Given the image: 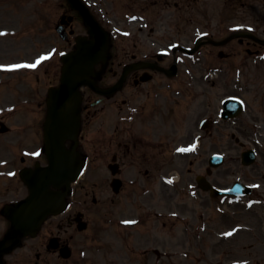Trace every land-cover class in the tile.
<instances>
[{
	"label": "rangeland",
	"instance_id": "obj_1",
	"mask_svg": "<svg viewBox=\"0 0 264 264\" xmlns=\"http://www.w3.org/2000/svg\"><path fill=\"white\" fill-rule=\"evenodd\" d=\"M258 1L264 0H249L253 3L252 7L256 9L258 7ZM60 4V6H59ZM94 7V12H100L104 16V19L115 31L127 29V21H121L125 16L128 9L127 0H114V3L107 2L105 0L102 4H90ZM197 12H192L189 17L194 21L187 19L186 13L182 18H177L180 14L174 6L167 8V15L165 18L166 25L172 26V30L178 29L179 32H195L194 26H196V32H203L209 30L213 33V37L219 39L228 34V32L235 29L241 21L253 22L256 17L255 12L248 15L247 19L244 20L243 12L238 10L239 0H199L197 2ZM64 6V0H0V32H21L22 35L18 36L14 40L21 44H16L9 47L0 45V60L1 61H12L30 58L32 40L35 39L34 32H38L41 37L44 32H54L53 25ZM61 7V8H60ZM155 9V14L152 12L151 15V29L149 32H155V29L160 27L159 23L161 19L158 17L159 9ZM97 10V11H96ZM123 14V15H122ZM177 18V22L174 19ZM177 26V27H176ZM76 33L84 30L81 21L74 24ZM145 32H148L147 29ZM31 38H30V37ZM37 43L40 44L39 48H34L35 52L43 49L51 50L54 48V53L57 55L61 50L66 49V44L60 40L56 33L52 34L49 38V43L45 44L44 38H38ZM11 38L9 41H12ZM2 43V42H1ZM30 44V45H29ZM230 49V47H227ZM204 51L206 49L203 47ZM246 55V56H245ZM58 56V55H57ZM202 56V55H201ZM244 56V57H243ZM246 58V59H245ZM25 60L26 61H28ZM237 60L227 59L220 61L217 57L212 58L213 65L222 68V72L227 70L225 73L219 74V77L211 78L212 80L202 79V68L203 60L201 65L197 68V80H198V101L197 108H188L189 117L193 118L194 114H200L207 110L213 109L216 111L218 106V100L222 95L225 94H239L244 97L247 101L246 112L235 122L229 124H220L214 127V132L211 136L206 137V132L201 139L199 153L193 155H182L176 156V159L170 160L167 157L166 171L169 174L171 171H177L180 173V180L178 185L172 186L159 180H150L147 185L152 189L151 191H145L140 186H127L118 196L109 193L108 200L100 202L99 204H89L91 207L92 224L90 229L81 235L77 236L75 240V252L77 256H80L79 251L86 252L83 258L85 260L79 261L76 264H153L155 260V253L153 249L157 248L161 252H165L166 256L158 258L160 262L158 264H198L201 258L209 259L211 250L207 249L206 252L198 250L196 245L193 243L195 230L183 233L184 228L190 223L194 225L198 223L197 217L193 218L194 208L204 214L206 220H210L211 224L219 225V219L217 216L214 218L211 214V202L204 197L205 193L198 191L196 196L189 194L187 190L188 185L194 181L195 174L202 173L205 169L204 160L211 151H224L227 153L230 159L235 158L239 155L242 147L237 143L234 138L231 137L232 130L241 141H245L244 138L250 139L251 137V126L261 125L264 128V59L261 57L248 56L247 53L241 52L236 57ZM206 61H211V56H205ZM240 60V73L235 69L236 61ZM243 60V61H242ZM58 57L52 61L54 69H57ZM10 62V63H12ZM16 62V61H15ZM45 67V66H44ZM228 67V68H227ZM47 69L44 70L43 66L38 71L23 72L18 71L16 74L10 75L7 83V95L6 99L3 100V96L0 97V105L7 106L5 113L0 114L4 123L10 127L11 132L2 135L1 139H9L14 133L16 126H31L33 123L38 127V119L41 116L37 108L36 100L44 98L47 86L51 83L57 82V74L54 77L53 82L50 81V77L46 78ZM36 74V76L34 75ZM37 76L39 77L37 79ZM238 80V82L236 81ZM213 81V82H212ZM212 82V83H211ZM40 94L39 97L34 94ZM40 92V93H39ZM85 95L88 93L84 91ZM19 97H29V102L23 106L19 105ZM32 98V99H31ZM95 98V96L93 97ZM33 102V103H32ZM12 109L11 112L9 110ZM9 112V113H8ZM183 111H178V123L181 121L182 124L186 121L181 115ZM169 120V116L167 117ZM99 119L93 118L90 122H86L85 130L86 136L93 135L98 130ZM176 121V122H177ZM260 127V126H259ZM39 128V127H38ZM261 128V129H262ZM171 127H166V132L170 131ZM260 129V130H261ZM255 136V133H252ZM29 136V135H27ZM184 137V132L180 130L175 131L176 140H180ZM27 138L24 136L23 140ZM264 141V137L261 138ZM30 147L29 145H27ZM14 153H8V156H12ZM0 155H3V149L0 146ZM5 157V156H3ZM260 157L263 161L264 147L260 152ZM195 160L193 170L189 172L188 166L190 160ZM228 159V158H227ZM228 161L219 169V173H226L236 167L239 163L234 160ZM44 163V161H41ZM10 167V166H9ZM103 166L97 162H92L88 165L85 175L81 178L79 184H88L92 180L98 182V197L108 196L102 191L103 187L99 183V178H103ZM133 174H130L132 176ZM218 178V177H216ZM233 176L230 178L222 176L217 182L218 184H225L231 182ZM2 181L0 184V198H9L11 196L18 197L19 192L6 191L5 188L13 187L19 184V180ZM142 184L144 182L141 181ZM21 196L27 194V188L23 184L21 187ZM104 190V189H103ZM176 190V191H175ZM79 190L76 191L75 197L78 196ZM141 193V194H139ZM101 195V196H100ZM207 204L210 206L207 208ZM148 208L151 212H148ZM185 208L188 209L185 212ZM182 211L187 214L189 220L176 221L173 217H166L170 211ZM161 212V214H158ZM138 223L134 226L125 225L126 220H136ZM245 220H251L244 218ZM2 226V222L0 221ZM222 228V227H221ZM242 237V236H240ZM239 237V238H240ZM209 238V237H208ZM206 235H203L202 242L206 244L208 240ZM216 244L222 253L227 250L228 243H222L219 240ZM263 241L258 235L254 239V243H250L251 246H247L246 243L242 244L240 248L245 252H252L253 249L259 247L264 249L262 245ZM255 246V247H254ZM200 247V244H199ZM204 247H206L204 245ZM249 247V248H248ZM253 247V248H251ZM180 250V253L173 254V251ZM32 249L19 248L11 257H25L34 258L31 254ZM206 250V249H203ZM148 253L143 255L140 253ZM207 253V255H206ZM31 254V255H30ZM264 255V251L261 252ZM28 255V256H27ZM187 255V256H186ZM262 255H256L253 258V263L258 260V256H261L259 264L264 260ZM200 256L198 259L197 257ZM208 256V257H207ZM23 258V259H25ZM76 258L65 262L64 264H75ZM13 261H11L12 263ZM216 260H210L211 264H214ZM202 264V263H200ZM257 264V263H255Z\"/></svg>",
	"mask_w": 264,
	"mask_h": 264
},
{
	"label": "water",
	"instance_id": "obj_2",
	"mask_svg": "<svg viewBox=\"0 0 264 264\" xmlns=\"http://www.w3.org/2000/svg\"><path fill=\"white\" fill-rule=\"evenodd\" d=\"M83 52H75L71 53L70 55H66L63 59L66 64L65 71L62 77V86L61 88L54 90L56 91L55 94H59L60 96L65 97L67 99L68 105L64 104L65 109H69L68 111H62L61 114H64V119L61 123L56 124L51 128H49L47 124V131L46 135H49L53 141L59 140L55 139L56 137H60V135L64 136H71L74 133V129H77V115H78V104L72 108H70L72 101L78 99V91L77 86L80 83L87 82L86 74L91 69V64L93 61H87L88 58H83ZM94 58V55H93ZM80 67V68H79ZM82 67L86 69V72L82 70ZM76 74L81 75L82 79L81 82L77 83L75 78L77 77ZM85 74V75H84ZM74 110V111H73ZM50 139V138H49ZM51 140V139H50ZM58 148L59 143L55 144ZM51 166L55 168V170L59 173H62L61 176L65 180H59L55 178V183L65 182L66 186L69 185V182L73 180L77 174L78 169L73 163L70 161V157L67 155H62L61 158L51 157ZM46 212H44L45 214ZM9 249V248H6Z\"/></svg>",
	"mask_w": 264,
	"mask_h": 264
},
{
	"label": "flooded vegetation",
	"instance_id": "obj_3",
	"mask_svg": "<svg viewBox=\"0 0 264 264\" xmlns=\"http://www.w3.org/2000/svg\"><path fill=\"white\" fill-rule=\"evenodd\" d=\"M154 58H155L154 57V54H150L148 57L143 58V59H146V60H154ZM140 75H141V70H135V71H133L129 75V83L132 82L133 84H135V86L133 85L135 88L141 87V84L142 83L139 81ZM126 85H127V83H126ZM145 89L147 91V94L150 95L152 87L149 86V87H147ZM109 144L110 145H113V149H115V151L112 153L113 157L118 162H121L123 160V158L128 154L129 150L128 149H125V151H124V147L122 146L121 142L117 139V137H115V138H112L111 137V139L109 141ZM149 147H154V148L157 147V148H159L158 154L160 155L162 153V149H161L162 148V144L160 142H158L157 144H151L150 143V139H149V140H147L145 142V148H146V150ZM126 151H127V153H126ZM145 151H144V154H145ZM134 157H135L134 154H132L130 156V158H134ZM161 158H162V156H159L158 158H152V159H154V160H161ZM65 218L67 220L66 223L71 226L72 223H73V217L70 214H67L65 216ZM58 227H61V225L59 224ZM67 242H68V238L67 239H63L62 236L59 237V243L66 244Z\"/></svg>",
	"mask_w": 264,
	"mask_h": 264
},
{
	"label": "snow or ice",
	"instance_id": "obj_4",
	"mask_svg": "<svg viewBox=\"0 0 264 264\" xmlns=\"http://www.w3.org/2000/svg\"><path fill=\"white\" fill-rule=\"evenodd\" d=\"M0 35H3V33H0ZM50 55V54H49ZM47 57H45V56H42V57H40L37 61H36V63H39L40 62V60H43V59H46ZM36 66V64H31V65H11L10 67H12V68H18V67H35ZM195 147V145H193L192 146V148H194ZM187 150H191V149H179L178 151H187ZM170 182V181H169ZM124 223H135V221H124ZM232 233H226L225 235H231Z\"/></svg>",
	"mask_w": 264,
	"mask_h": 264
}]
</instances>
